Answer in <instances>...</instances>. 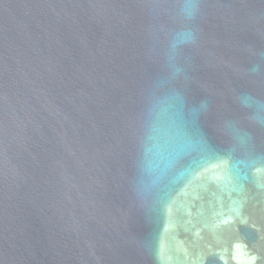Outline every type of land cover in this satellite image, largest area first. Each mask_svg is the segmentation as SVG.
<instances>
[{"label":"water","instance_id":"1","mask_svg":"<svg viewBox=\"0 0 264 264\" xmlns=\"http://www.w3.org/2000/svg\"><path fill=\"white\" fill-rule=\"evenodd\" d=\"M182 2L0 0V264H264V0Z\"/></svg>","mask_w":264,"mask_h":264},{"label":"clouds","instance_id":"2","mask_svg":"<svg viewBox=\"0 0 264 264\" xmlns=\"http://www.w3.org/2000/svg\"><path fill=\"white\" fill-rule=\"evenodd\" d=\"M198 11L197 0H183L180 7V14L186 20H191L195 17ZM194 35L190 30L182 29L175 34V39L171 44V59H174L177 50L184 44L191 43Z\"/></svg>","mask_w":264,"mask_h":264}]
</instances>
